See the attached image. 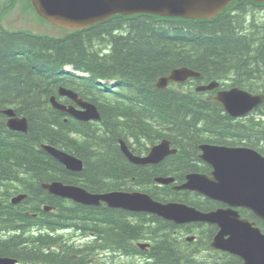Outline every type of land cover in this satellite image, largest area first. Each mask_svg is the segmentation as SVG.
<instances>
[{
  "label": "trees",
  "instance_id": "obj_1",
  "mask_svg": "<svg viewBox=\"0 0 264 264\" xmlns=\"http://www.w3.org/2000/svg\"><path fill=\"white\" fill-rule=\"evenodd\" d=\"M14 4L15 0H0V20ZM69 66L88 76L66 71ZM182 67L201 76L177 89L156 88L160 78ZM214 80L264 94V4L236 1L209 21L116 16L59 38L11 32L0 24V232L24 231L0 237V256L27 264H89L87 259L104 250L142 254L135 242L150 239L153 264L238 262V257L229 256L210 263L199 255L216 232L214 226L177 225L151 214L79 205L41 187L43 182L61 181L92 193L140 190L158 201L186 203L202 211L223 207L196 193L155 183L157 177L171 176L182 183L189 173L208 174L211 168L200 159L204 143L247 146L264 154V104L253 121L236 120L196 92L197 85ZM60 86L95 104L101 122L66 121L68 116L50 104ZM10 107L28 118L27 134L7 128L2 110ZM164 138L179 153L157 165L130 163L119 147L124 139L135 154L143 155ZM43 143L77 156L84 169L68 171L41 148ZM19 193L29 197L14 206L10 200ZM44 205L55 211L45 212ZM27 212L42 215L35 218ZM240 213L264 233L263 221L250 211ZM31 227L51 233L76 228L93 240L74 247L61 236L27 237L25 231ZM194 228L202 233L197 243L174 234L192 233ZM55 247L75 249L79 259H70L69 252H46Z\"/></svg>",
  "mask_w": 264,
  "mask_h": 264
},
{
  "label": "water",
  "instance_id": "obj_2",
  "mask_svg": "<svg viewBox=\"0 0 264 264\" xmlns=\"http://www.w3.org/2000/svg\"><path fill=\"white\" fill-rule=\"evenodd\" d=\"M235 0H31L40 17L68 31H80L106 22L116 16L130 17L139 14L157 15L160 17L182 18L192 20H211ZM242 1V0H237ZM264 3V0H251ZM197 73L188 68L173 70L170 75L162 77L158 89H166L170 83H186L189 79L199 78ZM219 83L199 86L197 91H213ZM62 97L74 101L80 108L67 107L52 98L54 108L85 122L101 120L97 106L90 104L74 93L62 88ZM213 100L220 104L232 117L245 116L264 103V95H254L239 87L219 91ZM6 115L13 117L8 123L15 132L27 133L29 124L26 118L15 117L14 111L5 110ZM52 157L57 159L68 171L81 172L84 163L79 158L62 153L52 146H42ZM200 159L210 165V175L188 174L186 182L174 187L199 193L227 208L211 212H201L193 207L178 203H162L154 200L149 194L139 191H114L93 194L86 189L53 182L44 189L51 195L70 199L76 203L98 207L105 203L110 208L132 212H144L158 215L176 224L201 222L218 227L212 242L216 250L237 255L243 264H264V234L247 219H243L239 208L247 209L264 222V156L247 147H223L213 145L200 146ZM122 152L136 165H157L165 158L177 154L171 149V142L164 139L154 146L146 157L135 156L127 144L122 142ZM160 185H169L173 178H156ZM26 198L20 195L13 199L18 204ZM15 259L0 257V264H16Z\"/></svg>",
  "mask_w": 264,
  "mask_h": 264
},
{
  "label": "rangeland",
  "instance_id": "obj_3",
  "mask_svg": "<svg viewBox=\"0 0 264 264\" xmlns=\"http://www.w3.org/2000/svg\"><path fill=\"white\" fill-rule=\"evenodd\" d=\"M16 4V7L8 14L7 18L5 19L4 25L6 28L11 30L30 29L31 32L50 36L64 34L63 31L58 30L49 24L41 22L38 18H36L35 15L30 16L31 7L27 0H16ZM58 235H63L66 239H72V241H75L77 245L84 244L86 242L84 239L73 236L72 232H61ZM200 256H203L205 260L207 259L209 261L215 257V255L209 251L202 252ZM192 257L196 263L197 259H195L196 255L194 253L192 254ZM99 261H105L107 264H140L143 262V259L123 257L117 254L116 256L112 255L111 257H108V259L103 258L98 260V262Z\"/></svg>",
  "mask_w": 264,
  "mask_h": 264
},
{
  "label": "bare ground",
  "instance_id": "obj_4",
  "mask_svg": "<svg viewBox=\"0 0 264 264\" xmlns=\"http://www.w3.org/2000/svg\"><path fill=\"white\" fill-rule=\"evenodd\" d=\"M160 17V16H159ZM162 18H165V17H162ZM67 71V70H66ZM74 74H76V75H78L79 76V74L78 73H76V72H73ZM115 83V82H114ZM62 88H66V87H64V86H60L59 87V90H58V94L57 95H55V96H53V97H51V99H50V104H51V106L54 108V106H53V103H52V98H55L56 99V101L59 103V104H62V105H65V106H67V107H77V104L74 102V101H71V103H69V104H67V103H64V98L59 94V91H60V89H62ZM71 91H73L74 93H76L78 96H79V93H77L76 91H74L73 89H70ZM56 96H58V97H60V98H57ZM81 99L82 100H84V101H86V102H88V103H90V104H93V103H91V102H89V101H87V100H85L84 98H82L81 97ZM93 105H95V104H93ZM96 106V105H95ZM98 108V107H97ZM10 110H12V111H14V113H15V117H18V116H20L16 111H15V109L13 108V107H11V108H9ZM55 110H57V111H59L60 113H62V114H65L66 115V121L68 120V118H73V119H75L76 121H78V122H83V123H99V122H101V120H102V118H101V120H98V121H96V120H94V121H88V122H85V121H83V120H80V119H77V118H75V117H73V116H71V115H69L68 113H64V112H62V111H60V110H58V109H56V108H54ZM5 112V110H2V114H3V116L5 117V120H6V126H7V128L10 130V131H12L10 128H9V126H8V123H9V121L11 120V119H13V117H11V116H8V115H6V113H4ZM23 118H26L27 119V121H28V124H29V120H28V118L27 117H25V116H23ZM30 127V126H29ZM12 132H14V131H12ZM14 133H23V132H14ZM23 134H27V133H23ZM119 142V141H118ZM122 142H124V140H120V142H119V147H120V151L122 152V150H121V144H122ZM52 146V145H49V144H46V143H43L41 146ZM52 147H54V146H52ZM133 148V147H132ZM62 153H66V154H68V151H66L65 149H60V148H58ZM135 149V148H134ZM132 150V149H131ZM199 151H200V155L202 154V150L201 149H199ZM123 153V152H122ZM124 154V153H123ZM124 156L127 158V160L130 162V163H132L130 160H129V158L124 154ZM54 158V157H53ZM55 159V158H54ZM55 160H57V159H55ZM58 161V160H57ZM59 162V161H58ZM60 163V162H59ZM61 164V163H60ZM205 166H206V164H205ZM53 182H58V181H51V182H43V183H41V187L44 189V187L45 186H48V185H50L51 183H53ZM45 190V189H44ZM46 192H47V190H45ZM57 198H59V197H57ZM61 198V197H60ZM47 207H49L48 205H46V208ZM49 210V209H48ZM55 210H52V209H50L48 212H51V213H53ZM69 215V214H68ZM8 219V218H7ZM32 228L33 227H31V228H29V229H27L26 231H25V234L27 235V237L28 236H33L32 235ZM76 229V228H75ZM24 232V231H23ZM22 232V233H23ZM14 233H17L16 235H20V234H22L21 232H14V231H9V237H11V236H13L14 235ZM151 254V253H150Z\"/></svg>",
  "mask_w": 264,
  "mask_h": 264
},
{
  "label": "flooded vegetation",
  "instance_id": "obj_5",
  "mask_svg": "<svg viewBox=\"0 0 264 264\" xmlns=\"http://www.w3.org/2000/svg\"><path fill=\"white\" fill-rule=\"evenodd\" d=\"M44 206L46 207V205H44ZM46 211H47V210H46ZM46 211H45V212H46ZM210 263H211V262H210Z\"/></svg>",
  "mask_w": 264,
  "mask_h": 264
}]
</instances>
